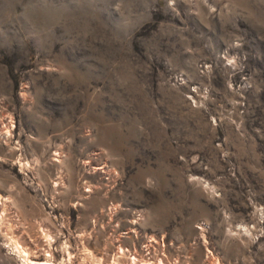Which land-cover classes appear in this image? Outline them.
Returning <instances> with one entry per match:
<instances>
[{"label": "rangeland", "instance_id": "obj_1", "mask_svg": "<svg viewBox=\"0 0 264 264\" xmlns=\"http://www.w3.org/2000/svg\"><path fill=\"white\" fill-rule=\"evenodd\" d=\"M0 264H264V0H0Z\"/></svg>", "mask_w": 264, "mask_h": 264}]
</instances>
